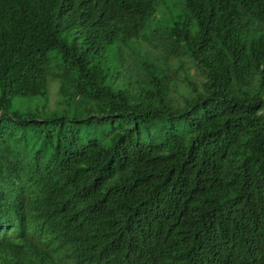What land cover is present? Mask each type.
Here are the masks:
<instances>
[{
  "label": "trees",
  "instance_id": "obj_1",
  "mask_svg": "<svg viewBox=\"0 0 264 264\" xmlns=\"http://www.w3.org/2000/svg\"><path fill=\"white\" fill-rule=\"evenodd\" d=\"M163 1L0 0V264H264V0Z\"/></svg>",
  "mask_w": 264,
  "mask_h": 264
},
{
  "label": "clouds",
  "instance_id": "obj_2",
  "mask_svg": "<svg viewBox=\"0 0 264 264\" xmlns=\"http://www.w3.org/2000/svg\"><path fill=\"white\" fill-rule=\"evenodd\" d=\"M165 1V0H164ZM163 1V4H166ZM190 0H182V5L184 6V8H179L181 10V12H178L180 15V19L178 21H184L185 16L187 14V11L185 9V6H188ZM178 8V6H177ZM166 9H170V12L175 9V8H169L167 7ZM165 11V10H164ZM164 14V12H163ZM158 11V19L161 17L160 15H163ZM157 15V14H156ZM176 21V22H178ZM190 25L193 24V22H189ZM194 26L192 25V28ZM6 184L3 185L2 187H0L1 192H2V196L4 197V200L6 201L7 207L13 203L16 204V206H19L20 204H22V202H24L30 195V191L32 188V184L29 183L28 181H26L23 178H8L6 179ZM23 223L28 227L29 231H34L37 233V230L39 229L38 226L35 225V223H32L31 219L28 216H25V219L23 221ZM16 224L18 226V228H20V223L18 222V220H16L12 225ZM35 233V234H36ZM24 234V233H23ZM25 236H27L26 234H24ZM11 237H18L16 235H12ZM18 238H23V237H18ZM35 242L38 243L40 246L45 247V240L41 237H37L35 239ZM47 248L50 249V246L47 245Z\"/></svg>",
  "mask_w": 264,
  "mask_h": 264
},
{
  "label": "rangeland",
  "instance_id": "obj_3",
  "mask_svg": "<svg viewBox=\"0 0 264 264\" xmlns=\"http://www.w3.org/2000/svg\"><path fill=\"white\" fill-rule=\"evenodd\" d=\"M166 3V5L169 7V8H175L173 9L172 11L175 12V13H178V12H181V10L179 8H184V6L182 5V0H165L164 1ZM178 6V8H177ZM167 11V9H165ZM140 47L143 49L146 48V46L144 44H140ZM128 59V58H127ZM128 61L130 62V60L128 59ZM53 88V87H52Z\"/></svg>",
  "mask_w": 264,
  "mask_h": 264
}]
</instances>
